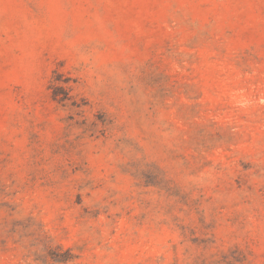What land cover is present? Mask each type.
I'll return each mask as SVG.
<instances>
[{
	"label": "rangeland",
	"instance_id": "1",
	"mask_svg": "<svg viewBox=\"0 0 264 264\" xmlns=\"http://www.w3.org/2000/svg\"><path fill=\"white\" fill-rule=\"evenodd\" d=\"M0 264H264V0H0Z\"/></svg>",
	"mask_w": 264,
	"mask_h": 264
}]
</instances>
